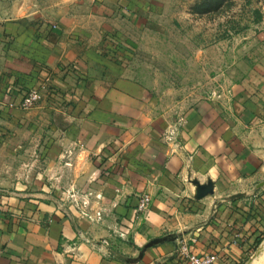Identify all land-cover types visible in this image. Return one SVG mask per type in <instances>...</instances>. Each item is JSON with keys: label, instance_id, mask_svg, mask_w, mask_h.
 Returning a JSON list of instances; mask_svg holds the SVG:
<instances>
[{"label": "crops", "instance_id": "1", "mask_svg": "<svg viewBox=\"0 0 264 264\" xmlns=\"http://www.w3.org/2000/svg\"><path fill=\"white\" fill-rule=\"evenodd\" d=\"M73 12L0 21V264H189L182 244L245 258L264 238V52L172 129L105 12Z\"/></svg>", "mask_w": 264, "mask_h": 264}, {"label": "rangeland", "instance_id": "2", "mask_svg": "<svg viewBox=\"0 0 264 264\" xmlns=\"http://www.w3.org/2000/svg\"><path fill=\"white\" fill-rule=\"evenodd\" d=\"M58 6L73 7L78 17L105 12L103 33L124 36L121 61L151 88L172 129L202 99L221 96L264 52V0H0V21L21 14L37 20ZM260 244L264 238L234 264L258 261Z\"/></svg>", "mask_w": 264, "mask_h": 264}, {"label": "built area", "instance_id": "3", "mask_svg": "<svg viewBox=\"0 0 264 264\" xmlns=\"http://www.w3.org/2000/svg\"><path fill=\"white\" fill-rule=\"evenodd\" d=\"M39 92L36 89H30L22 99V107L30 108L36 104L39 99ZM86 202L83 201V204ZM150 203V196L148 194H142L138 198L136 205V210L138 212H143L147 209ZM99 215V212L97 213ZM180 253L187 259L189 264H214L217 260V255L214 253L205 254L198 256L189 251L188 247L185 244L180 246Z\"/></svg>", "mask_w": 264, "mask_h": 264}, {"label": "water", "instance_id": "4", "mask_svg": "<svg viewBox=\"0 0 264 264\" xmlns=\"http://www.w3.org/2000/svg\"><path fill=\"white\" fill-rule=\"evenodd\" d=\"M213 192L212 184L211 182H207L205 184H197V196L203 197L207 194H210Z\"/></svg>", "mask_w": 264, "mask_h": 264}, {"label": "bare ground", "instance_id": "5", "mask_svg": "<svg viewBox=\"0 0 264 264\" xmlns=\"http://www.w3.org/2000/svg\"><path fill=\"white\" fill-rule=\"evenodd\" d=\"M260 251H261V253L259 254L260 255V257L258 258V261H255V263L254 264H259L260 263V261L261 260H263V258H264V245L262 246V249H260ZM253 262V261H252Z\"/></svg>", "mask_w": 264, "mask_h": 264}, {"label": "trees", "instance_id": "6", "mask_svg": "<svg viewBox=\"0 0 264 264\" xmlns=\"http://www.w3.org/2000/svg\"><path fill=\"white\" fill-rule=\"evenodd\" d=\"M261 239H262V237H261V238H257V239L255 240V243H254V246H253V247H255V246L260 242Z\"/></svg>", "mask_w": 264, "mask_h": 264}]
</instances>
